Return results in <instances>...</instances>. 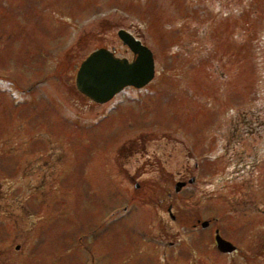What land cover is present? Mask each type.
Wrapping results in <instances>:
<instances>
[{"label":"rangeland","instance_id":"374dc122","mask_svg":"<svg viewBox=\"0 0 264 264\" xmlns=\"http://www.w3.org/2000/svg\"><path fill=\"white\" fill-rule=\"evenodd\" d=\"M122 29L154 78L92 104L75 74ZM236 155L264 160V0H0V264H216L190 220Z\"/></svg>","mask_w":264,"mask_h":264},{"label":"flooded vegetation","instance_id":"af4514ba","mask_svg":"<svg viewBox=\"0 0 264 264\" xmlns=\"http://www.w3.org/2000/svg\"><path fill=\"white\" fill-rule=\"evenodd\" d=\"M127 32L145 45L136 34ZM124 54L129 62L133 60V54L125 46ZM241 132V126L229 131L227 140L222 142L226 154L236 144L235 139ZM236 157L231 156L230 160H207V170L203 175L205 188L200 191V195L206 201L213 192H217L219 199L216 208L212 209L215 216L211 219H202V215L194 214L190 220L193 232L190 258L194 262L198 260L196 253L200 245L210 254L206 259H215L216 264L217 261H220L219 264H261L259 262L264 261V160H258L256 156L249 160H237ZM216 161L221 163L217 164ZM193 167L203 174L204 168L195 160ZM195 182L193 176L188 180L189 185ZM210 206L205 205V209ZM216 237L229 243L227 248L234 249L231 252L220 251Z\"/></svg>","mask_w":264,"mask_h":264},{"label":"water","instance_id":"95a60500","mask_svg":"<svg viewBox=\"0 0 264 264\" xmlns=\"http://www.w3.org/2000/svg\"><path fill=\"white\" fill-rule=\"evenodd\" d=\"M117 35L122 44L133 54L134 58L131 62L125 58H117L112 51L101 48L87 56L76 72L77 91L98 105L109 102L127 87L144 88L155 75L151 50L124 30H120ZM185 186L184 182L176 183L174 192L177 194ZM216 243L222 252H231L234 249L227 248L230 244L220 237H216Z\"/></svg>","mask_w":264,"mask_h":264}]
</instances>
